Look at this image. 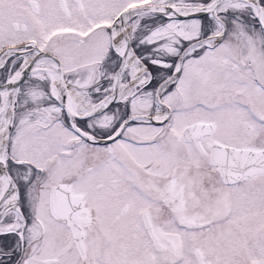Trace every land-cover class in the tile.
<instances>
[{
  "label": "snow or ice",
  "instance_id": "6c2138e0",
  "mask_svg": "<svg viewBox=\"0 0 264 264\" xmlns=\"http://www.w3.org/2000/svg\"><path fill=\"white\" fill-rule=\"evenodd\" d=\"M0 264H264V0H0Z\"/></svg>",
  "mask_w": 264,
  "mask_h": 264
}]
</instances>
